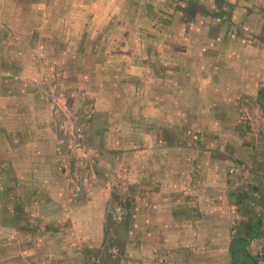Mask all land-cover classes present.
Wrapping results in <instances>:
<instances>
[{"label":"crops","instance_id":"1","mask_svg":"<svg viewBox=\"0 0 264 264\" xmlns=\"http://www.w3.org/2000/svg\"><path fill=\"white\" fill-rule=\"evenodd\" d=\"M96 3L94 13L100 8L99 0ZM18 5L19 2L0 0V166L4 163L5 169L13 171L5 181L2 179L4 182L0 181V259L4 255L0 264H79L77 259L83 263L88 248L101 258V264H215L219 258H225L224 254L229 253L230 259L232 253H241L249 259L247 253L264 247V143L260 142L264 137L256 133L253 138L254 133L247 131L248 120L255 119L257 85L264 83L263 19L255 28L244 25L236 31H232L231 14L225 23L214 19L210 28H203L205 23L200 21H168L169 27L163 32V47H166L163 48L166 78L163 92L169 89L176 93L175 108L182 114V123L191 127L201 125L199 132L189 129L174 138L163 134L156 137L165 139L160 147L152 137L150 125H138L132 119L131 123L118 124L117 128H124L122 135L128 131L143 133L142 148H133L129 147V141L137 136H120L110 144L104 131L106 137H102L99 145L105 155L97 164L96 175L81 177L83 199L76 204L79 212H73L69 218L71 228L63 232L46 231L44 223L57 218L49 213L44 220L46 213L37 211L31 215L36 226L24 234L25 230L18 226L20 218L16 209H10L8 190L31 188L33 193L37 192L31 200H26V204H31L34 199L57 202V193L53 197L48 193L39 195L40 190H55L64 184L67 194L72 186L69 180L62 183L56 175V164L50 161V157L55 161L57 156L65 154L56 148L60 141L59 116L51 113L43 87L30 84L41 72L40 65L44 69L40 57L48 56L53 76L62 75L66 90L77 91L71 109L89 111L96 107L98 118L111 120L113 104L102 97L101 86L92 85L88 78L93 75L94 64L112 56L104 51L106 45L123 46V42L129 43V38L122 45L107 32L112 25L91 19L94 13L89 12L85 0L69 2L61 10L55 4H45V9ZM101 5L102 11L113 7L102 2ZM263 9L258 7L256 14H263ZM13 11L19 13L16 18L5 17ZM54 12L62 14V19L44 21L40 15L52 13L56 17ZM133 12L131 8L126 11V20L133 21ZM234 12L247 13L245 6ZM216 23L224 24L218 34ZM127 29L130 30L129 24ZM131 29L134 30V25ZM190 34L202 39L199 56L195 50L192 55L187 53L195 40L189 38ZM254 37L255 41H251ZM210 47H214V54L210 53ZM133 53L134 49L128 48L126 58H134ZM70 54H75V62H69ZM55 66L60 69L56 71ZM79 77L83 78L81 82ZM247 115L252 116L246 119ZM218 141L226 143L216 144ZM157 163L161 168L154 179L151 165ZM230 169L239 170V175L253 173L257 179L250 180L249 187H242L243 182H232L235 176ZM110 174L119 186L146 191L145 200L141 201L136 192L128 194L135 198V215L128 230L123 232L122 237L128 240L127 244L121 242L125 251L113 263L107 255L109 238L117 239L120 234L118 228L107 229L111 206L116 203L111 198ZM238 174L236 177L242 178ZM154 180L158 183L154 184ZM20 193L17 191L14 198L19 199ZM242 197L250 200V209L239 208ZM74 229L76 235L70 237ZM231 231L236 237L239 235L234 241ZM75 236L78 240L73 239ZM39 245L53 252H58L55 247L60 246L59 251L67 253L53 256L52 260L47 255L30 259L36 256Z\"/></svg>","mask_w":264,"mask_h":264},{"label":"rangeland","instance_id":"2","mask_svg":"<svg viewBox=\"0 0 264 264\" xmlns=\"http://www.w3.org/2000/svg\"><path fill=\"white\" fill-rule=\"evenodd\" d=\"M97 1L98 0H85L86 5L89 3V12H95V4H97ZM8 2H19V5L26 4L32 6L34 9L41 8L42 6L45 9V4H55L57 9L61 10L63 6H68L69 2L76 4L79 0H8ZM99 2L100 8L98 7L97 9L99 11H102L104 8L101 2L104 5L112 4L113 7L108 6L106 10L92 14L91 19H100L99 23H105L107 26L112 25V28H107V32L114 38H118L121 44L122 41H126L129 38V43L125 44V42H123V46L106 45L104 51L111 53L112 56L103 62L100 61L94 64L93 75L89 78L86 77L92 85L96 87L101 86L102 97L114 106L112 109L113 117L111 120L98 118L95 113V106V109L89 111H81L76 108L75 110L71 109L74 107L75 99L78 97L77 91L66 90L65 84H63L62 81V75L53 76V69L49 63L51 60H47L48 56L43 55L40 57V62L44 64V69L42 71V66L40 65L41 72L31 80L30 84L33 83V86L35 84L43 87L45 92L48 88L47 84H54L59 82V80L61 81V89H59L58 92H60L63 97L58 113H53L49 98L48 101L51 113L54 116H59L60 141L56 144V148L59 151H64L65 154L57 156L58 159L55 161L54 157H50V161L52 164H56V175L62 180V183L66 182L65 180H69L72 186L67 189V194L65 193L66 191H64V189H66V185L64 184H61V187L59 186V188L55 190H40L38 193L39 195L48 193L49 196L53 197V195L57 193L58 200L56 202L53 201V199H42V202L39 199H34L31 201L34 207L31 204H26V200H31V197H34V194L37 192L33 193L31 188L21 190L9 189L7 199L9 200L10 209H16L17 215L20 218L18 226L25 230L23 231L19 228L20 232L23 231L24 234L30 233L31 228L36 226V219L31 215H34L37 211H39V213H46V219L41 217L44 220H47V217H49L47 215L49 213L56 215L55 217L53 215V218H57V221H46L47 223H44L46 231L50 229H59V231L63 232L71 228L69 218L72 216L73 212H79V206H76V204L80 203L83 199V195L81 194V190L83 191V189L79 187L80 182L83 178L96 175L97 164L102 156L105 155L104 150H102L99 145L102 137H106L104 131H106L105 133L110 144L115 138L120 136H137L136 139L129 141V147L133 148L137 146L142 148L144 141L143 133L128 131L126 135H122V133L125 132L124 128H122V130L117 128L118 124L126 125L124 122L131 123L132 119H134L135 122L137 121L138 125L149 124L153 139H156V137H163V134H169L174 138L177 134H186L185 130L189 129H194L196 132H199L201 125H194L191 127L182 123V114L179 112V109L175 108V104L177 103L176 93L171 92L169 89H167L168 92H163V89L166 88L163 86V82L166 81V78L163 77V48H166L163 47V32L165 28L169 27V24L167 26L168 21L171 19L178 21L182 20L183 23H198L200 21L205 23L202 24L203 28H210L212 25L211 22L214 21V19L225 23L232 15V21L234 23L232 31H236V28L243 27L244 25L248 28L249 26L255 28L260 23V19L264 20V9L263 14L259 12L260 16L257 15L258 7L263 6L264 8V0H99ZM211 6H213V9L210 8ZM244 6L247 11L246 14L240 15L234 12L236 8L241 9ZM129 8L134 11L132 16L133 21L126 20L128 17L126 11L129 10ZM176 8L180 12H176ZM205 8L206 10H204ZM12 13L13 14H6L5 17L12 20L19 14L14 11ZM54 14L56 17H53L52 13H42L40 15L44 21L49 20L54 22L53 19H62V14H57L55 12ZM127 24L130 25V30L127 29ZM94 25L96 26V24ZM132 25H134V30L131 29ZM223 25L219 26V24L216 23V34L221 32ZM263 25L264 22L262 26ZM184 29L185 28H183V31H185ZM259 31L260 28L256 32ZM237 35L239 34L237 33ZM262 37L264 39V30L262 31ZM189 38L195 40L192 41L187 53L192 55L195 50V54L199 56V45L202 42L201 37L190 34ZM251 41H255V37L252 38ZM128 48L134 49V58H126L127 56L125 53ZM209 51L210 53L214 52V47H210ZM61 59L65 63V59ZM69 62H75V54H70ZM54 68L56 71L60 69L59 66H55ZM172 77L173 76H170V78ZM81 79L83 78L79 77L80 82ZM84 80L87 81V79ZM47 81L48 83H46ZM84 86L88 87L87 85ZM96 91L100 92L99 90ZM256 92L258 102L257 108H255L256 110H254L253 114L255 119L248 120L247 131L249 133H254L252 137L256 136V133L264 137V83H258ZM94 96L95 94L92 95V97ZM97 97L101 98L100 95H97ZM109 112L111 113V111ZM251 116L252 115H247L246 119H249L248 117ZM253 124H255L254 128ZM114 130L115 135L112 136ZM145 137L147 139V135ZM156 142L158 146L162 147L163 143H165V139L162 138V141L156 139ZM260 142L264 143V139L260 138ZM219 143L221 145L226 142L218 141L216 144ZM249 143L255 144V141H249ZM108 147H111V145ZM108 147L105 149H108ZM120 147H123V144H121ZM154 147L155 146H152V148ZM160 154L162 155L163 153ZM5 168V164H1L0 181H2V179L5 181L7 175L13 173L11 168ZM160 168L161 166L159 167L158 163L156 166L151 165L154 179L155 173H157ZM233 171L234 172L231 174L234 175L235 178H232V182H243L242 187H249L250 182L253 179H257L255 178L256 175L253 173L239 175V170ZM237 174L242 176L243 180L242 178H237ZM109 178L112 179V181L109 180L110 187L112 188L111 198H115L116 203L114 206H111L112 210L108 217V223L110 225L107 226V229L118 228L117 230L120 234L117 239L109 238L110 245L107 255L110 262L113 263L117 260L116 257L119 256L121 252L125 251L121 242L127 244L128 240L126 237H122L123 232L128 230L130 221L132 220L131 218L135 215V203L133 202L135 198L131 199L128 194L130 192H136V196L140 198L141 201L145 200L144 195L146 191L145 189L126 188L124 185L119 186L117 179L114 178L112 174H110ZM150 181L153 180L151 179ZM157 183L158 182L154 180V184ZM112 184L114 185L113 187ZM17 191H21L22 193H20L21 197L19 199L14 198ZM245 192L249 194L250 191L246 189ZM237 195H240V192L237 193ZM41 203H43L44 206H40ZM72 204L74 205L73 208ZM246 206L250 209L252 204L249 199L242 197L239 202V208L245 209ZM117 209L118 211L116 212ZM41 218L38 220L40 221ZM50 218H52V216H50ZM40 229H42L41 226ZM234 233L232 231L230 233L233 241L236 240L235 238L239 237V235L236 237ZM69 235L70 237L76 235L75 229L70 232ZM76 238V236L73 237V239ZM25 239H28L27 236H25ZM37 240L41 241L40 237H38ZM259 248L260 249L255 253H247L248 258L251 260L245 259L246 257H243L241 253H232L229 259L230 254L228 253L224 254L225 258L222 257L216 260L217 262H215V264H264V247L261 246ZM1 249L0 247V251ZM55 249L58 250V252H53L50 248L44 249L43 246L39 245V250H35L36 256L33 255V258H29L38 260L40 257L47 255L48 260H52L53 256L58 257L67 253V251H59L60 246H56ZM89 250L88 248L85 259H82L83 263L80 258L77 259L79 264H101V258ZM204 256L206 257V255ZM1 261H4V255H2L0 262Z\"/></svg>","mask_w":264,"mask_h":264},{"label":"built area","instance_id":"3","mask_svg":"<svg viewBox=\"0 0 264 264\" xmlns=\"http://www.w3.org/2000/svg\"><path fill=\"white\" fill-rule=\"evenodd\" d=\"M45 81H46V78H45ZM46 83H48V81ZM47 86L48 88L45 91V93L49 98L53 113L56 114L59 112V108L61 107L62 97H63L62 94L58 92V90L61 89V81L59 80V82L54 83V84H47ZM230 171L232 172L233 169H230ZM117 211L118 209L116 210V212Z\"/></svg>","mask_w":264,"mask_h":264}]
</instances>
